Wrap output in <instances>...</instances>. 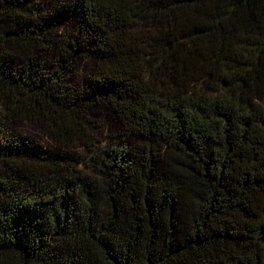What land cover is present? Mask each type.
Wrapping results in <instances>:
<instances>
[{"label": "trees", "instance_id": "obj_1", "mask_svg": "<svg viewBox=\"0 0 264 264\" xmlns=\"http://www.w3.org/2000/svg\"><path fill=\"white\" fill-rule=\"evenodd\" d=\"M0 264H264V0H0Z\"/></svg>", "mask_w": 264, "mask_h": 264}, {"label": "rangeland", "instance_id": "obj_2", "mask_svg": "<svg viewBox=\"0 0 264 264\" xmlns=\"http://www.w3.org/2000/svg\"><path fill=\"white\" fill-rule=\"evenodd\" d=\"M19 129H21L22 131H24L25 133H32L34 134L39 140H41V142L49 147L54 148V144L53 142L47 138L46 136H43L39 133H37L35 130H33L28 124H20L18 125Z\"/></svg>", "mask_w": 264, "mask_h": 264}]
</instances>
